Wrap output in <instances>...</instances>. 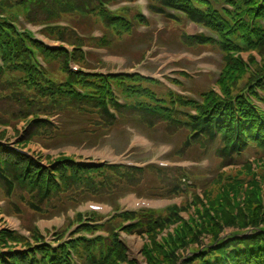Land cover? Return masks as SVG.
I'll use <instances>...</instances> for the list:
<instances>
[{"label": "trees", "instance_id": "obj_1", "mask_svg": "<svg viewBox=\"0 0 264 264\" xmlns=\"http://www.w3.org/2000/svg\"><path fill=\"white\" fill-rule=\"evenodd\" d=\"M114 1L17 0L15 5L22 8L26 18L36 23L40 19H45L39 21L45 24L60 21L62 18L56 21L47 20L61 14L79 15L85 19L93 16L91 19H98L100 23L97 24L104 28L112 27L115 30L119 26L129 35L127 38L123 37V41L136 37V27L132 23L112 16L104 8V2ZM2 2L0 8L6 6L7 0ZM149 2L153 13L170 21L171 32L181 31L179 35L184 45L200 48L213 46L221 50L222 73L217 81L220 92L209 90L202 93V103L184 98H178L175 102L170 93L166 101V95H159L145 85L155 82H147L138 76L104 77L81 71L74 73L70 68L71 61L86 65L82 47L89 42L90 45L103 46L106 41H96L93 38L86 40L73 30L50 27L46 29L49 37L60 39L74 47L72 54L67 49L51 51L34 40L27 31H19L10 18H0V61L4 64L0 65V124L14 126L17 121L26 120L28 124L20 136L19 146L27 147L30 143L49 146L68 136L63 125L55 126L51 121L52 117L78 115L85 126H88V129L85 127L80 130L78 135L84 139L95 138L105 135L118 124L116 117L109 111V107H112L121 121H127L128 124L133 125L136 122L149 131L164 125L168 138L184 136L181 146L175 152L177 158L187 156L194 149L199 150V156L213 151L214 165L218 162L219 169L205 193H209L216 185L222 193L231 187H257L258 177L252 164L264 161L259 153L264 151V112L254 104V100L264 102V63L249 70L237 54L250 50L264 54V0ZM226 5L232 9L225 8ZM170 10L181 12L189 21L218 34L220 42L216 43L204 35L190 37L184 20L172 15ZM134 20L144 23L140 15H136ZM37 50L42 52L50 64H56V73L64 74V79L40 69L37 64ZM78 88L88 95H81ZM115 92L126 98V105L118 103ZM251 147H256L259 151L253 163L243 158L244 153ZM229 166H236L235 169L240 173H225L223 169ZM257 167L259 170L263 169V165ZM149 173L154 174L159 181L161 178L166 182L162 188H158L166 196L184 194L183 185H187L190 179L189 174L179 170L150 168L144 172L137 169L79 167L65 158L45 168L33 159L0 144V196L7 201L9 213L19 216L25 208L41 218H50L66 211L67 207H75L86 200L106 198L121 191L135 189ZM259 176L263 178L264 174ZM261 191L259 187L257 192ZM225 200L229 208L232 204L237 205L233 199ZM199 205L205 210L206 206L200 199L196 207ZM189 210V207H184V211ZM197 212L199 215L202 211ZM126 219L123 217L116 220L118 228L129 235L154 238L155 248L161 246L155 240L158 233L183 222L176 209L165 215H141L140 224L133 227L122 226ZM225 223L223 229L219 226L215 229L217 232H214L215 237L208 247L212 249L211 253L207 247L206 251L202 249L204 244H197L201 242L197 232L191 226H185L189 236L178 234L181 239L179 244L183 249L189 244H197V250L191 251V256L185 257L186 252L180 255L179 248L171 252L163 250L162 262H156L150 257L149 248H145L146 255L150 257L152 264H264V209L261 207L255 214H244L240 218L229 216ZM96 230L97 227L84 224L77 233L94 235ZM227 230L239 233L254 231L251 235L242 237L232 234L226 240L222 236ZM33 231L36 239L34 247L19 235L4 231L0 245L23 242L27 249L21 253L10 252L6 261L0 254V264H73L72 253L82 264H137L129 259L124 241L114 232L109 239L88 240L86 236L80 235L54 252L43 242L38 231Z\"/></svg>", "mask_w": 264, "mask_h": 264}, {"label": "rangeland", "instance_id": "obj_2", "mask_svg": "<svg viewBox=\"0 0 264 264\" xmlns=\"http://www.w3.org/2000/svg\"><path fill=\"white\" fill-rule=\"evenodd\" d=\"M119 3L115 6H113V9H118L121 7L126 6L123 1L118 0ZM3 3L2 0H0V4ZM17 3V0H7L6 6H3L0 8V18L2 19H11L12 21L18 23L21 28L27 29L32 31L33 33H38V31L41 29L39 26H43V22L45 19H40L37 23L31 21L29 18H26L24 11L22 8L18 5H15ZM12 5V6H11ZM131 10L129 11V14L132 16L135 12H147V2L145 0H139L138 2L131 5V7H128ZM78 16V17H76ZM73 16L72 14H61L60 16L51 17L49 20H55L61 19L60 21H66L67 23H71L75 25L77 28L80 29V31L84 34H87V36H91L93 33L92 31L96 29V33L94 35H100L102 32H106L107 28H104L100 23L98 19H94V22L92 21V27H89L88 24L85 21V18L79 15ZM97 14L94 16L96 17ZM149 21L151 24H156L159 26V28H162L163 23L161 20H163L161 17H152L149 16ZM87 18V17H86ZM38 25V26H37ZM185 29L187 32H190L191 34L195 35L198 33H208L204 30L198 29L191 24L189 25L186 21L184 22ZM180 32H170L169 34L165 35L166 40L164 42V48H157L155 49L143 65H136L132 59V51L137 52L140 50V48L134 47L132 45L137 37H133L132 39L128 41H123V39H118L119 42L116 47L113 48L114 43L111 44L109 47V50L111 53L118 57H124L128 59V61L125 60H115V58L106 57L110 54L106 55V51H90L89 58L90 61H93L95 64H101L103 67L99 66L100 69L104 70H111V71H119V72H140L142 70H147L150 72V74L157 79H160L168 84V80H176L180 81L177 78L176 72L182 69L185 70V72H189V75L194 77L193 81L187 82V91H185V94L190 97H196L194 93L202 92L206 89H208L210 86H213L214 81L218 78L220 74V66H221V53L218 50V48H215L213 46L209 47H197V46H187L184 45L182 42L183 40L180 38ZM103 34V33H102ZM125 34V32L121 31L119 35ZM38 35V34H37ZM163 35L164 33H161V31L158 32L157 37L153 39V43L150 42L148 37L145 38L143 41L144 44V50H143V56L148 51V48L153 50L156 45V40L158 39L157 47H159L161 44H163ZM39 36V35H38ZM40 37H42L40 35ZM125 37H129L128 34L125 35ZM139 39V37H138ZM123 41V42H122ZM90 46V42L88 44ZM128 46V47H127ZM134 47V48H133ZM192 50L191 53H189L190 50ZM142 51V49H141ZM188 51V52H187ZM146 57V55H145ZM241 60L245 63V68L252 70L255 69L256 66H259L264 63V54H261L260 51H253L249 53H244L241 57ZM51 60V59H50ZM52 62V61H50ZM136 65V67H135ZM55 66L52 62L51 69L55 73V75L59 79H64V74L62 73H56ZM140 66V67H139ZM135 67V68H134ZM131 69V70H130ZM134 70V71H133ZM186 83V82H185ZM170 85V84H169ZM174 91L181 90L176 89L174 87H171ZM220 89V88H219ZM162 91V89H160ZM158 93H161L160 91ZM13 122V121H12ZM59 122L63 125V127L67 130L68 136L60 140V144H56V146L49 147L51 151V156H56L60 153H67L68 155L76 154L77 158H90L94 159L96 161L98 160H106L109 162H114L113 160H110L107 158L108 155H121L124 159L133 160L135 162L141 163V164H150L152 162H156L158 160H165L169 162H174L176 160H181L179 158H173L171 157V153L174 149V146L179 147L181 146L184 136L182 135H176L173 137L168 138L166 135V128L164 125H159L156 127L155 130L149 131L148 129L140 126L138 123L133 122L134 124H128L127 121H120L116 126L112 128V130H109L105 135L97 136L95 138L93 137H86L81 138V136L78 135L80 130L84 129L86 126L84 124L83 119L80 117L74 116V114L71 115H63ZM28 124V121L26 120H19L15 123L14 126L12 125H2L0 124V139H8L12 144H16L17 142H20L19 137L23 134L26 126ZM136 124V125H135ZM130 125V126H129ZM137 126L143 128L145 131L149 132L148 134L142 133L141 128H138ZM88 129V126L86 127ZM85 129V130H86ZM143 130V131H144ZM6 133V135L4 134ZM70 135V136H69ZM149 135L153 140L156 141V143L152 142L150 144L145 140L144 137ZM73 136V137H71ZM148 138V136L146 137ZM86 139H89V142H84ZM17 140V141H16ZM51 146V145H49ZM76 148V149H73ZM31 153H34L36 155H39L44 153V150L42 147H40L38 144L30 143L27 146V150ZM83 152H87L86 155H83ZM104 153L103 157L97 156V153ZM199 150L194 149L191 150V153L187 156L183 157V159H196L199 156ZM212 156V155H211ZM207 164V162L205 163ZM254 172L257 173L256 180L259 182L257 187L249 188V187H231L230 189L226 190L225 192H221V189L218 185L212 187L209 193H205L201 197V202L206 206L205 210L201 205L196 207H191L188 212L183 213L180 215V218L183 222H179L174 226H171L168 228V230L158 233L156 240V244H160L158 248H155L154 238L150 236H138V235H129V234H122L121 240L124 241L125 246L128 250V257L130 260L136 261L137 264H152L150 257L155 259V261H163L164 258L162 257V251L171 252L175 248H179L180 255L183 254V252L186 254V256H191V251H196V245L197 244H204V247L208 250H210V253L212 252L211 248L209 249L208 246L212 243L215 233L217 232L216 227H221L223 229V226L226 224L225 222L228 220V217L231 216L233 218H240L244 214H255V212L262 207L264 209V177L261 178L259 175L263 176L264 172V161L259 162L256 164L253 163ZM263 165V169L259 170L257 166ZM204 166V165H200ZM211 166V167H210ZM257 167V168H256ZM193 168V167H192ZM210 168V169H209ZM204 169L208 171L201 172L198 170H194L191 172V174L197 173L202 176V179L197 182L198 186H206L201 185L203 181L206 180V174L208 172H212V174L217 175V169H219V163L217 162L214 165V158L211 160L209 164L204 166ZM235 172L240 173L237 169L231 170L228 169L227 172ZM212 176V175H211ZM166 182H163L162 179H159L152 173L147 174L144 178L142 183L135 189L136 194L139 197H146L150 198L145 195H151V196H157V195H164L166 196L162 191L158 190V188H162ZM210 184V183H209ZM261 187L262 191L260 193L257 192L258 188ZM140 191V192H139ZM139 192V193H138ZM250 192V194H249ZM155 193V195H153ZM242 193V194H241ZM184 196V202L188 199L187 195ZM175 197V196H171ZM229 197V198H228ZM183 198L173 200L176 203H181ZM225 199H233L235 201V204L229 208L225 203ZM98 201H104L106 204H110L111 199L109 197L106 198H100L96 199ZM126 197L119 201L120 207L125 209L127 207H132L135 205L134 200H129L126 202ZM0 206L5 207V198L0 196ZM113 207L114 204L112 205ZM6 208H7V202H6ZM67 207L66 209H68ZM85 208L81 207L79 210L83 211ZM202 211L198 212L197 211ZM206 212L207 215H206ZM69 214H73L70 212ZM5 216V215H4ZM17 217V218H13ZM13 217H8L5 221V219H2L0 222V229L4 227H11L19 229L18 221L22 222L21 226L23 225L25 228H30L33 225L39 226L40 231L46 234V230H52L54 227H59L63 223V217L58 219H51V220H45L41 217L30 213L27 209L23 208V212L20 216L15 215ZM1 218V217H0ZM20 220H19V219ZM14 219V220H12ZM213 219V220H211ZM7 222V223H6ZM10 223V224H8ZM215 224V225H214ZM197 225V226H196ZM217 225V226H216ZM189 228L191 226V229H193L195 232H197L199 236L200 243L198 242L195 246L190 245L187 246L185 249L181 247L180 243V237H178V234H185L186 237L189 236L188 230L185 228ZM207 230V231H206ZM215 232V233H214ZM232 230H227L225 235L222 236L223 239H226L230 237V234H232ZM181 234V235H182ZM229 235V236H228ZM196 237V236H195ZM190 238V237H189ZM189 238H183L188 239ZM182 239V240H183ZM200 245V246H201ZM145 248H149L151 251L150 257L146 255ZM206 251V249H205ZM190 252V253H189Z\"/></svg>", "mask_w": 264, "mask_h": 264}]
</instances>
